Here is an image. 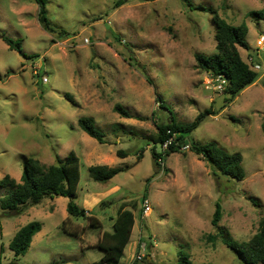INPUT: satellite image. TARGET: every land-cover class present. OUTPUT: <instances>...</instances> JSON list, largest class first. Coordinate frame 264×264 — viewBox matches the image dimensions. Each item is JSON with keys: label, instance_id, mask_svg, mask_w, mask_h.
<instances>
[{"label": "rangeland", "instance_id": "rangeland-1", "mask_svg": "<svg viewBox=\"0 0 264 264\" xmlns=\"http://www.w3.org/2000/svg\"><path fill=\"white\" fill-rule=\"evenodd\" d=\"M117 1L47 0L53 30H46L35 0H0V37L21 41L28 56L0 38V181L10 176L20 183L28 158L50 166L74 152L81 175L75 202L102 223L94 230L88 219L68 218L63 197L27 205L21 214L0 208V264L99 262L103 231L133 203L136 221L121 264H134L140 239L147 249L137 264H178L182 255L192 264H244L212 220L219 203V227L238 242L249 241L264 220V52L256 55L264 21L251 16L264 0H125L116 7ZM213 11L234 26H248L250 48H240L241 57L249 66L252 52L262 64L256 83L231 102L209 85L212 75L195 58L217 52ZM116 105L132 118L117 113ZM207 110L214 114L191 138L241 154L242 181L215 171L190 149L163 157L159 167L154 163L153 148L163 149L154 141L156 124L174 117L188 126ZM81 118H91L106 143L81 130ZM91 166L123 171L100 183ZM8 193L0 187V200ZM66 219L80 237L63 232ZM34 221L42 230L17 260L10 243Z\"/></svg>", "mask_w": 264, "mask_h": 264}, {"label": "trees", "instance_id": "trees-1", "mask_svg": "<svg viewBox=\"0 0 264 264\" xmlns=\"http://www.w3.org/2000/svg\"><path fill=\"white\" fill-rule=\"evenodd\" d=\"M35 1L39 7L38 17L40 23L46 30H53L47 15V0ZM125 2V0H118L115 6L120 7ZM212 13L216 28L217 52L213 55L196 54L195 58L201 70L211 74L214 78L220 75L224 76L229 81V85L224 92L230 96L229 102H231L247 87L256 83L259 79V74L244 62L239 51L240 48L244 50H249L250 48L246 40L249 33L248 26L246 24L234 26L228 23L226 19L221 18L217 11H213ZM251 16L256 20L264 21V8L251 12ZM0 38L10 50H15L28 58L23 51L21 41H16L5 35ZM148 82L152 84L149 79ZM160 106L163 107V104ZM115 111L125 118H132V115L121 105H116ZM213 114L212 111L207 110L199 114L195 121L188 126L177 123L174 117L156 124L158 129L157 138L154 140L156 143L164 145L171 138H174V141L165 153H158L156 148H153L152 156L155 165L159 167L160 159L170 154L179 153L182 147L189 145L190 150L208 162L212 169L222 175L242 181L245 178V171L241 154H230L218 147L216 143L201 145L191 138L192 133L199 125L209 115ZM78 125L81 130L91 138L97 140L100 144L106 143L104 133L95 126L91 118L79 119ZM262 130L264 131V122L262 124ZM117 155L125 157L126 152L118 151ZM88 171L93 180L100 183H108L120 174L123 169L91 166L88 168ZM80 179V159L74 152H70L64 160L58 158L57 163L50 166L43 164L38 159L28 158L24 164L20 183H17L10 176H5L0 181V187L9 191L0 200V208L8 214H21L27 205H39L47 198H68V218H82L86 219V221L88 219L90 228L100 230L102 227L101 221L95 216L88 215V211L79 207L75 202ZM145 197L143 198L144 201ZM127 206L129 205H125L124 208H121L117 212L112 230L103 231L102 238L96 245L102 251L103 257L101 261L92 264H121L125 250L131 241L136 221L133 212L136 204L133 203L131 209H126ZM221 217V206L218 203L212 223L220 231V236L224 244L233 250L244 264H264V220L260 223L259 231L249 241L238 242L234 240L229 231L219 227ZM65 224H67V219L60 227L67 235L74 237H80L82 235L78 230H72L71 227H68V225L65 226ZM41 230V223L34 221L23 227L17 233L14 240L10 243V249L14 252L17 260L27 254L34 237ZM209 238L211 241H216L217 239L216 236H210ZM133 263L137 264L140 262L135 260ZM178 264H192V262L187 256L182 255Z\"/></svg>", "mask_w": 264, "mask_h": 264}, {"label": "built area", "instance_id": "built-area-1", "mask_svg": "<svg viewBox=\"0 0 264 264\" xmlns=\"http://www.w3.org/2000/svg\"><path fill=\"white\" fill-rule=\"evenodd\" d=\"M256 52L258 55V52H264V34H261L257 37L256 39ZM249 55H252V57L249 59V66L250 68L255 71V72H259L262 70V64L260 63V60L255 61L254 60V56L251 53H249ZM43 82L47 83L48 82V78L47 77H43ZM209 85H213L214 89L217 90L218 92H224L225 89L227 88V86L229 85V81L224 77V76H217L216 78L212 77L209 80ZM174 141V138L169 139L168 141L165 142L164 145H162V152L161 153H165L168 150V147L172 144V142ZM190 149L189 145H186L184 147L181 148V151L184 150H188ZM160 163L162 161V159L159 160ZM143 209H144V214L148 215L151 212V206L150 203L148 202V200H145L143 203ZM142 239H140V243H138L137 245V252L135 254V258L134 261H142L143 259H145L146 257V249H147V244L146 243H142L141 242Z\"/></svg>", "mask_w": 264, "mask_h": 264}, {"label": "crops", "instance_id": "crops-1", "mask_svg": "<svg viewBox=\"0 0 264 264\" xmlns=\"http://www.w3.org/2000/svg\"><path fill=\"white\" fill-rule=\"evenodd\" d=\"M88 199V198H87ZM84 207H86V206H84ZM91 207H93V206H91ZM87 208V207H86ZM86 208H84L85 210H87L88 211V213H89V210H88V208L86 209ZM54 210V209H53ZM113 223H114V220H113ZM40 233V232H39ZM66 234V233H65ZM103 234V233H102Z\"/></svg>", "mask_w": 264, "mask_h": 264}]
</instances>
